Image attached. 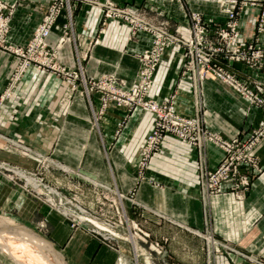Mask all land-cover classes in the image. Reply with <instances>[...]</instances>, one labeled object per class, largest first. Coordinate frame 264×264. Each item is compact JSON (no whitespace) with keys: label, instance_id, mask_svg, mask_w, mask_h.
I'll return each mask as SVG.
<instances>
[{"label":"crops","instance_id":"obj_1","mask_svg":"<svg viewBox=\"0 0 264 264\" xmlns=\"http://www.w3.org/2000/svg\"><path fill=\"white\" fill-rule=\"evenodd\" d=\"M53 1L0 0L12 11L7 43L25 47ZM111 1L137 9L152 23L162 20L182 35L188 25L187 9L199 12L207 23L224 21L217 0ZM244 1L251 5L240 12L237 30L241 38H248L258 22L264 24V0ZM69 2V8L54 19L46 41L57 50L59 68L77 72V78L29 65L4 98L15 59L0 51V149L5 137L15 149L20 145L28 150L23 156L0 150V161L34 172L56 187L60 182L72 189L83 184L88 191L90 182L82 176L105 185L112 196H96L92 208L107 213L111 200L117 202L111 212L119 216L114 226L119 233L107 242L87 228H72L58 212L0 177V218L13 221L7 228L0 224V229L8 231L5 237L12 236L10 229L23 227L48 241L64 264H250L236 252H208L209 240L190 232L208 230L217 241L264 262V140L254 148L260 173L252 175L249 190L241 198L222 188L203 199L200 173L213 169L221 159L215 143L196 148L167 136L147 169L140 170L139 150L152 129V115L115 105L100 114L99 94L87 95L81 77L111 76L132 87L139 56L149 48L151 37L145 33L130 37L127 25L107 18L102 9L78 0ZM182 63V50L167 48L147 98L168 104L176 115L200 122L220 139L237 136L245 141L261 113L255 107L247 109L216 82H194ZM227 68L264 97V70ZM48 159L52 168L47 176L42 169ZM56 163L80 175L58 171ZM98 199H103L102 207ZM172 218L180 224L171 222ZM156 246L161 254H156ZM5 263L0 259V264Z\"/></svg>","mask_w":264,"mask_h":264},{"label":"built area","instance_id":"obj_2","mask_svg":"<svg viewBox=\"0 0 264 264\" xmlns=\"http://www.w3.org/2000/svg\"><path fill=\"white\" fill-rule=\"evenodd\" d=\"M70 0H54L51 2L50 12L47 14L36 29L33 38L25 48L6 47L4 36L8 31L10 17L12 11L6 6L0 4V49H6L11 54L18 57H23L24 62L20 66L13 69L12 82L14 84L24 72V70L31 64L29 61H34L38 68H50L56 70L54 65L49 66V58L46 55L48 46L46 39L50 33L52 23L59 12V2L69 8ZM88 5H93L101 8L107 18L121 20L129 27L130 37L136 36L139 33H145L151 36V46L139 56V70L137 73L136 82L132 87H125L122 83H117L113 77H103L99 79H86L81 77V83L85 93L89 95L95 91L100 96V110L102 114L106 108L111 105L123 106L128 110L139 108L145 112L153 115V127L149 136L146 139L145 145L141 149L140 165H144V160L149 157L150 153L157 152L160 146L163 135L172 134L178 137L179 140L188 141L197 148H201L198 134L204 136L211 142L215 143L221 150V159L213 169L204 168L201 173V186L203 199L208 200L211 196L220 192L225 188L228 192L237 196H244L249 189L251 177L253 174L260 173V166L254 154V148L260 143V139L264 138V121L259 128H252L248 138L245 141L240 140L237 136L228 140L218 138L214 134L207 132L202 128L198 121H193L187 118L176 115L166 103H157L147 98V92L151 87L152 77L159 63L160 56L164 49L170 45L178 43L183 47L186 63L183 70L191 72L192 76L197 80H202L204 76H212L216 81L221 80V85L233 92L234 97L242 101L246 108L259 107L264 113V97L258 91L250 86L249 83L243 84L237 76H234L225 71L224 66L221 69H213L208 66L211 63L213 56H215L219 49H211L204 45V40L207 36H217L221 38V62L234 60L241 63L256 65L246 66L248 68L256 67L264 69V44L255 45L250 42L248 45H239L237 49L229 48V39L236 38V23L234 7L240 2L239 0H221V14L224 15L226 22L221 24V29L218 27L213 30L208 29L200 15L191 18V29L189 36L184 38L180 34H173L168 32L165 23L154 24L145 18L135 8L129 6H120L113 3L111 0H80ZM246 3L245 1L243 2ZM258 35H264V24H259L257 28ZM42 56V57H41ZM17 57V58H18ZM202 62L201 66H191L193 60ZM64 69L59 68V73L62 74ZM71 78H77V72H66L65 74ZM219 79V80H217ZM196 136L193 138V136ZM209 136V137H207ZM197 141V142H196ZM24 152L28 150L19 146ZM145 166V165H144ZM33 180V179H32ZM39 184L43 191L36 193L43 199V203L58 212L65 220H67L72 228H87L89 231L100 237L103 241L114 239L115 233L110 232L105 228H100L95 225L91 218H95L88 211L73 206L68 199L61 200L59 192L42 184L40 181L34 180ZM113 228V226L105 224ZM102 232H107L102 234ZM221 249L231 250L225 244L221 243ZM237 252V251H236ZM245 257L251 263L263 264L261 260H257L237 252Z\"/></svg>","mask_w":264,"mask_h":264},{"label":"rangeland","instance_id":"obj_3","mask_svg":"<svg viewBox=\"0 0 264 264\" xmlns=\"http://www.w3.org/2000/svg\"><path fill=\"white\" fill-rule=\"evenodd\" d=\"M59 1H61V0H59ZM63 1V0H62ZM78 1H80V0H78ZM98 1H102V0H98ZM220 1L221 0H217V3H218V12L221 14V6H220ZM240 2L234 7V11L236 12V15H235V23H236V32H237V37L236 38H230L229 39V45H230V47L229 48H231V49H237V48H239V45H242V44H246V45H248L250 42H254L255 43V45H257L258 43L260 44H264V35L263 34H261V35H258L256 32H257V28H258V25L259 24H261V22H258L257 23V25H256V28H255V32L253 33V35H251L250 37H248V38H241V36L239 35V32H238V30H237V25H238V23H237V19H238V16H239V14H240V12L241 11H243V9H245L246 7H248V6H250L251 4H248V3H243L244 2V0H239ZM80 2H82V3H84L83 1H80ZM114 3V2H113ZM69 4H70V2H69ZM85 4H87V3H85ZM50 6H51V4H50ZM50 6H49V9H48V14H49V10H50ZM65 8H67V6L64 4V2H59V12H58V14H57V16L59 15V13L63 10V9H65ZM7 9H9V8H7ZM101 9V8H100ZM10 10V9H9ZM196 15H200V17L203 19V16L199 13V12H197V11H191V10H189V9H187L186 10V18H187V20H188V25L186 26V34L185 35H182L181 33H180V31L178 30V29H176V28H171L170 27V25L169 24H167L166 22H164V21H162V20H160L159 22H156V23H154V24H158V23H160V24H162V22H164L165 23V27H166V29H167V31L168 32H171V33H173V34H180L181 36H183L184 38H187L188 36H189V33H190V29H191V18L193 17V16H196ZM223 15V14H222ZM224 16V15H223ZM56 18V17H55ZM147 20V19H146ZM203 21H204V19H203ZM205 22V21H204ZM225 22H226V19H225V17H224V21L222 22V23H220V22H212V23H207V22H205L206 24H208V29L209 30H213V29H216L217 27L219 28V29H221V24L223 25V24H225ZM53 23H54V21H53ZM53 23H52V25H53ZM39 26V25H38ZM128 27V26H127ZM38 28V27H37ZM36 28V29H37ZM129 28V27H128ZM51 30V29H50ZM36 31V30H35ZM8 32H9V28H8V31H7V33L5 34V36H4V40H5V43H2V44H5V46L6 47H10V48H13V46H11V45H9L8 43H7V40H6V36H7V34H8ZM129 32H130V30H129ZM35 33V32H34ZM34 35V34H33ZM151 37V36H150ZM33 38V37H32ZM31 41V40H30ZM29 41V42H30ZM151 41H152V38H151ZM28 42V43H29ZM46 44H47V46H48V51L46 52V55H42L43 57H45V58H49L50 59V63L48 64L49 66H51V65H54L53 67H55L56 69H58V71H54V70H51L50 68H44V69H46V70H50V71H54V72H57V73H59V66H58V62H57V50H56V48L54 47V46H51L50 44H48L47 43V41H46ZM28 44H26V46H27ZM204 45H206L207 46V49L208 48H211V49H219V52L215 55V56H213V58H212V60H211V63H209V65L208 66H211L213 69H218V68H220L221 69V66H224V69H225V71H227L228 73H230V74H232V75H234V76H237L238 77V79L240 80V78H239V76H238V74H236L234 71H231V70H229L228 68H227V66H230V65H238V66H244L245 68H248V67H246V66H256L255 64L254 65H251V64H246V63H241V62H237V61H234V60H230V61H227V63L226 62H224V61H222L221 62V38L220 37H217V36H207V38H205V40H204ZM25 46V47H26ZM150 46H151V43H150ZM150 46H149V48H150ZM25 47H22V48H25ZM170 47H175V48H178V49H180V50H182V58H183V63H182V66H184V64H186V66H190L189 65V63H186V57L184 56V50H183V47H181V45H179L178 43H175V44H173V45H170V46H168V47H166L165 49H164V51L162 52V54H161V56H160V59H159V63H160V61H161V58H162V56H163V54H164V52H165V50L167 49V48H170ZM19 48H21V47H19ZM148 48V49H149ZM147 49V50H148ZM0 51H3V52H6V53H9L10 54V52L8 51V50H6V49H0ZM145 51V50H144ZM143 51V52H144ZM13 55V54H12ZM14 56V59H15V67L16 66H20V64H22L23 62H24V58L23 57H18V56H16V55H13ZM41 56V57H42ZM18 57V58H17ZM34 62V61H33ZM32 61H29V63H31L30 65H34V66H38V65H36L35 63H33ZM159 63H158V65H159ZM202 62H198V61H196V59H194L193 60V63H192V65L191 66H201L202 64H201ZM157 65V66H158ZM214 66H215V68H214ZM14 67V68H15ZM62 68V67H61ZM249 70H264V69H262V68H256V67H251V68H248ZM156 70V69H155ZM66 72H68L67 70H64L63 72H62V75H64L65 77H68V76H66L65 74H66ZM69 73H71V71H69ZM155 73V72H154ZM184 73H187V74H189L190 75V77H191V79L194 81V82H196V83H201V82H203V81H205V80H211V81H213V82H216V83H218L219 85H221V80L220 81H216L215 79H212V78H215V76L214 77H212V76H204L203 77V79L202 80H197L196 78H194L193 76H192V73L191 72H185L184 71ZM61 74V73H60ZM12 75H13V72H11V74H10V76L8 77V80H7V88H5V90H4V92L2 93V97H6V96H8V91L10 90V88L18 81H16L14 84H11V82H12ZM217 80H219V79H217ZM240 82L241 83H243L241 80H240ZM243 84H247V83H243ZM221 87L222 88H224L228 93H230V94H232L233 96H234V94H233V92L232 91H230V89H227V88H225L224 86H222L221 85ZM253 88V87H252ZM252 108V107H251ZM260 113H261V119L259 120V122L257 123V125L256 126H254V128H259L261 125H262V122L264 121V113H263V110L261 109V108H259V107H255ZM151 114V113H150ZM152 115V114H151ZM181 117V116H180ZM193 121H195V120H193ZM199 124H200V126L202 127V128H204L203 126H202V124L199 122ZM152 127H153V115H152ZM151 131H152V129H151ZM150 131V132H151ZM150 134V133H149ZM149 134L146 136V138H145V141H144V143H143V145L141 146V148H140V150H139V162H140V156H141V149L143 148V146L145 145V142H146V139H147V137L149 136ZM167 136H172V137H174V138H176V139H178V137L177 136H175V135H172V134H165V135H163V137H162V140H161V142H160V146H159V149H158V151L157 152H153L152 154L150 153V155H149V157H147L146 158V160H144V165L143 166H141L140 165V163H139V168H140V170H142V171H144V170H146L147 169V167H148V164H149V160L151 159V157L154 155V154H156V153H158L159 151H160V148H161V145H162V142H163V140L165 139V137H167ZM194 137H196L195 135L193 136V138ZM198 137H199V139H200V143H201V145H202V147L201 148H203V145H205L206 143H211L207 138L204 140L203 139V137L204 136H201L200 134H198ZM207 137H209V136H207ZM222 138V137H221ZM3 139V138H2ZM179 140V139H178ZM264 140V138L263 139H260L259 141L260 142H262ZM181 141H183V140H181ZM197 142V141H196ZM14 143H13V141L12 140H9V139H7V138H5L4 137V139H3V144H2V146H1V149L0 150H3V151H1V152H6V153H11V154H17V155H19V156H23L24 154H27L28 152H24L22 149H20L19 150V147L17 148V149H15V146L13 145ZM20 146V145H19ZM197 148V147H196ZM56 166H57V170L58 171H66L67 172V174H78V175H80L79 173H77V171L76 170H72L71 168H68V167H63V166H59V164L57 165V163H56ZM51 168H52V165H51V160L50 159H48V161H46L45 162V166H44V168L42 169V171H44L43 173L45 174V175H49L50 174V171H51ZM55 168V167H54ZM207 169H209V168H207ZM51 176V175H50ZM46 177V178H48L49 180H50V178L51 177ZM0 177H3V178H6V179H9L11 182H14V184L18 187V188H21L24 192H26V193H28L30 196H32L37 202H39L40 204H42V205H45L46 207H48L49 209H51V210H53L52 208H50L48 205H46L45 203H43V199L41 198V196L40 195H37L36 193H38V192H40V191H43V189H41L40 187L38 188V185L37 184H39V183H37V182H34V180H36V181H40L42 184H44V185H46V186H48L49 188H51V189H53V190H56L57 192H59V194H60V196H61V200H65V199H68V201L71 203V205H73V206H78V207H80V208H82V209H84V210H86V211H88L92 216H94L95 218H91V221L95 224V225H97V226H99L100 228H105V229H107V230H109L110 232H112V233H119V231H116L115 232V225L116 224H118L119 223V216H117V215H115V214H113L115 211H113V210H115V208H114V206H115V203L116 204H118L117 202H114L113 200H111V207L112 208H114L112 211L113 212H111V207L109 208V210H108V212L106 213V212H104L103 210H101V209H99V208H96V207H93L92 208V204L91 203H95V202H97L96 201V199H95V197L96 196H100V197H102L103 198V196L105 197V196H112V194H111V190L108 188V187H106L105 185H102V184H99V183H97V182H94V181H91V180H89L87 177H85V176H82V178L84 179V180H88L87 182H90L89 184V186H90V188L88 187V191L86 190L87 188H85V186H83V184H80L79 186H77V187H75V188H69V187H63V185H61V182L59 183V187H56V186H54L53 184H51L50 183V181H48V180H46L45 178H42L41 176H39L38 174H36V173H34V172H31V171H29V170H26V169H23V168H21V167H18V166H14V165H11V164H9V163H7V162H4V161H0ZM33 179V180H32ZM200 181H201V176H200ZM85 185L86 184H88V183H84ZM87 186V185H86ZM249 190V189H248ZM247 190V191H248ZM246 191V192H247ZM34 192H36V193H34ZM246 192H245V194H246ZM244 194V195H245ZM237 198H241V197H243V196H237V195H235ZM212 197V196H211ZM210 197V198H211ZM107 200V199H106ZM103 201V199H101V200H99L98 199V204H100V206L102 207L103 205L101 204V202ZM96 204V203H95ZM55 211V210H54ZM111 212V213H110ZM163 218H166L165 216H163ZM1 220L0 221H3V223L4 224H6V225H9V224H12L13 223V221L12 220H10V219H8V218H3V217H1L0 218ZM171 222H174V223H176V224H180V220L179 219H175V218H172L171 220H170ZM9 223V224H8ZM105 224H108V225H111V226H113V228H110V227H108V226H106ZM16 228H18V229H21V228H23V227H16ZM23 229H25V228H23ZM27 230V229H26ZM135 231H132V233H134ZM190 232L192 233V234H194L195 236H199V238H205V239H207V240H209V245H208V247L206 248L207 249V251L209 252V251H212V252H214V253H217V252H221V251H225V252H229V251H231V252H236L235 251V249L233 248V247H230V246H228L226 243H223V244H225L227 247H229V249H231V250H226V249H221V242H219V241H217L216 239H215V237L212 235V233L211 232H209L208 230H207V232H200V231H198V230H195V229H193V230H190ZM101 233L102 234H106L107 232H102L101 231ZM40 237V236H39ZM41 238V237H40ZM100 238V237H99ZM115 238H117V237H115ZM114 238V239H115ZM145 239L147 238L146 236L144 237ZM43 239V238H42ZM101 239V238H100ZM114 239H112V240H114ZM43 240H45V239H43ZM112 240H109V241H112ZM108 242V241H107ZM155 252H156V254H161V252H162V249L161 248H157V246H156V248H155ZM238 252V251H237ZM236 252V253H237ZM45 254L47 253V255L50 257V254H49V252H44ZM239 253H242V252H239ZM242 254H244V253H242ZM240 255V254H239ZM244 255H246V254H244ZM8 256H10V255H8ZM8 256H7V254L6 253H4V251L2 252V250L0 249V259L1 260H3L4 262H6L5 264H7V263H11L10 261H9V259H8ZM246 256H248V255H246ZM11 257V256H10ZM250 257V256H249ZM245 258V257H244ZM13 260V259H12ZM249 261V260H248ZM250 262V261H249ZM263 262V261H262ZM12 264V263H11ZM250 264H254V263H251L250 262ZM263 264H264V262H263Z\"/></svg>","mask_w":264,"mask_h":264},{"label":"bare ground","instance_id":"obj_4","mask_svg":"<svg viewBox=\"0 0 264 264\" xmlns=\"http://www.w3.org/2000/svg\"><path fill=\"white\" fill-rule=\"evenodd\" d=\"M4 223L0 221V224L7 228ZM0 231L1 233L3 232L1 234L3 237L0 236V249L2 252L4 251V253L10 255L16 262L20 261L23 263L26 261L30 264H64L62 256L48 241L43 240L37 234L23 228H13L10 229L12 236L7 238L5 236L8 235L6 233L8 231L4 228H1ZM44 252H49L50 257Z\"/></svg>","mask_w":264,"mask_h":264}]
</instances>
